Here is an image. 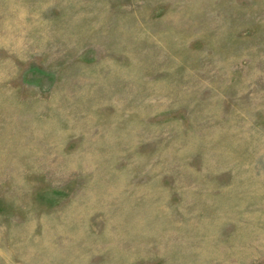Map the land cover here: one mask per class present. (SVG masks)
I'll use <instances>...</instances> for the list:
<instances>
[{
  "label": "rangeland",
  "instance_id": "1",
  "mask_svg": "<svg viewBox=\"0 0 264 264\" xmlns=\"http://www.w3.org/2000/svg\"><path fill=\"white\" fill-rule=\"evenodd\" d=\"M0 264H264V0H0Z\"/></svg>",
  "mask_w": 264,
  "mask_h": 264
}]
</instances>
